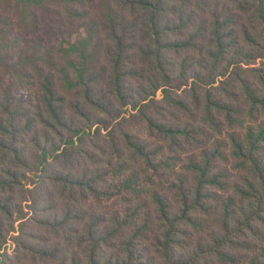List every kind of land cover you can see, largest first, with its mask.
I'll use <instances>...</instances> for the list:
<instances>
[{"label":"trees","instance_id":"1","mask_svg":"<svg viewBox=\"0 0 264 264\" xmlns=\"http://www.w3.org/2000/svg\"><path fill=\"white\" fill-rule=\"evenodd\" d=\"M8 2L0 264H264V0Z\"/></svg>","mask_w":264,"mask_h":264},{"label":"rangeland","instance_id":"2","mask_svg":"<svg viewBox=\"0 0 264 264\" xmlns=\"http://www.w3.org/2000/svg\"><path fill=\"white\" fill-rule=\"evenodd\" d=\"M8 3H9L8 0H0V17L2 18L0 27H3L6 31H10L8 35H12V34L16 35L20 32L27 35L26 32L28 30H30L31 32V29H24L23 32L21 31V24L19 22L20 21L19 11L15 12L12 8L7 7ZM35 12L37 13V21L39 22L38 25L42 27L43 20L40 17L41 11L35 10ZM41 29H39V35L41 33ZM30 36H33V34ZM7 249L9 254L13 255L14 247L10 243L8 244Z\"/></svg>","mask_w":264,"mask_h":264}]
</instances>
